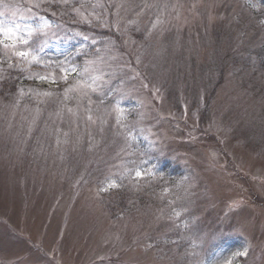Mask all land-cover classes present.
<instances>
[{
    "label": "rangeland",
    "instance_id": "374dc122",
    "mask_svg": "<svg viewBox=\"0 0 264 264\" xmlns=\"http://www.w3.org/2000/svg\"><path fill=\"white\" fill-rule=\"evenodd\" d=\"M1 3L0 264H264V0Z\"/></svg>",
    "mask_w": 264,
    "mask_h": 264
},
{
    "label": "snow or ice",
    "instance_id": "6c2138e0",
    "mask_svg": "<svg viewBox=\"0 0 264 264\" xmlns=\"http://www.w3.org/2000/svg\"><path fill=\"white\" fill-rule=\"evenodd\" d=\"M5 7H7V6H5ZM82 7H83V5H82ZM76 11H77L78 15L81 16L82 19H84L86 21L88 20V16H86L83 12H80L79 9H76ZM0 15H3V13H0ZM89 15H91V13ZM157 23H159V21H157ZM17 27H19V26H17ZM31 34H34V33H30V35ZM0 36L7 37L9 39L8 43H5L4 39H0V47H3V48L11 47L13 56H15L16 58H18L19 60H21L25 63H31V62H37L38 63L39 62L36 52L34 50H30L31 49L30 41L26 38H20V37L16 36V33H15L13 28L0 27ZM20 44L27 45L29 50H20L19 49ZM66 78L67 77H65V79ZM39 79L46 80V79H48V77L41 76V77H39ZM52 82L55 83L54 78H53ZM71 90L72 89H68L66 91H71ZM44 95H50V93H44ZM89 119H91V117H89ZM142 175H143L142 172H139V171L136 172L137 177H142Z\"/></svg>",
    "mask_w": 264,
    "mask_h": 264
},
{
    "label": "trees",
    "instance_id": "16d2710c",
    "mask_svg": "<svg viewBox=\"0 0 264 264\" xmlns=\"http://www.w3.org/2000/svg\"><path fill=\"white\" fill-rule=\"evenodd\" d=\"M2 1H4V3L5 2H8L7 4H10V3H12L13 0H2ZM38 11H42V10H38ZM47 16H49V13L48 12H47Z\"/></svg>",
    "mask_w": 264,
    "mask_h": 264
}]
</instances>
